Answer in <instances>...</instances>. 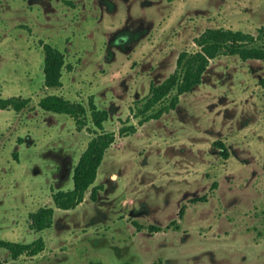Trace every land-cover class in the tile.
Wrapping results in <instances>:
<instances>
[{
	"label": "rangeland",
	"instance_id": "obj_1",
	"mask_svg": "<svg viewBox=\"0 0 264 264\" xmlns=\"http://www.w3.org/2000/svg\"><path fill=\"white\" fill-rule=\"evenodd\" d=\"M106 4L0 0V98L30 99L20 112L0 109V240L45 242L33 257L0 248V264H264V61L220 55L176 108L143 124L133 113L181 52L199 50L206 29L257 34L264 0ZM134 18L151 33L128 50L108 46L115 31L138 26ZM41 42L65 55L59 88L44 85ZM48 95L84 105L87 126L41 109ZM90 100L108 112L115 141L83 201L60 210L53 195L72 189V169L98 132ZM62 146L71 177L55 184L51 150ZM42 207L54 209L53 223L35 231L30 216Z\"/></svg>",
	"mask_w": 264,
	"mask_h": 264
},
{
	"label": "trees",
	"instance_id": "obj_2",
	"mask_svg": "<svg viewBox=\"0 0 264 264\" xmlns=\"http://www.w3.org/2000/svg\"><path fill=\"white\" fill-rule=\"evenodd\" d=\"M199 50L194 53H181L176 71L164 82L154 85L150 94L139 103L133 113L141 117L139 123L143 124L151 119H159L169 109L176 108L181 95L191 91L201 84L210 61L220 55L238 56L241 61H264V25L252 35L240 30L223 28H208L195 39ZM42 43L44 53V85L47 88H59L62 85V70L65 65V55L48 43ZM264 84V80L261 81ZM30 99L10 97L0 98V109H9L20 112L28 106ZM38 106L47 112L65 114L71 117L78 130L85 128L89 122L87 109L81 103L70 102L59 95H48L40 99ZM137 110V113H136ZM91 125L97 129L81 154L77 164L72 169V189L57 191L53 195L55 206L60 210L76 208L84 199L86 191L95 182L98 168L109 146L115 141V134L104 129L108 112L100 110L92 100L89 104ZM135 131V126L122 127L120 134H129ZM216 145L221 143L217 141ZM221 154L227 156V150L222 149ZM16 155V154H14ZM92 198L97 199V188H93ZM194 199L193 201H196ZM200 200H205L201 197ZM184 207L180 209L182 215ZM54 209L42 207L30 216V227L35 231L50 228L53 223ZM151 230H159L151 227ZM0 248L10 252L13 259L21 255L36 256L45 248L44 240L39 237L31 243H18L0 240Z\"/></svg>",
	"mask_w": 264,
	"mask_h": 264
},
{
	"label": "flooded vegetation",
	"instance_id": "obj_3",
	"mask_svg": "<svg viewBox=\"0 0 264 264\" xmlns=\"http://www.w3.org/2000/svg\"><path fill=\"white\" fill-rule=\"evenodd\" d=\"M123 1L126 3V0H123ZM112 3L113 4L110 6H108L106 4V7L109 9V11L115 10L117 8V0H112ZM128 17L129 18L127 20L129 21L130 16H128ZM135 20L138 21V26L135 29H132L130 24L124 25L123 28H120L113 33V35L110 38V41L108 43V46H111V44H113L117 49H125L128 45H130L134 42H137L138 40L142 39V37H145L146 35H149V33H151V31H152L151 28L153 27L152 25L148 24V25H146L147 28L144 29V27L142 25L143 21L140 18H134V22H135ZM143 20H145V19H143ZM127 48H130V47L128 46ZM183 52H181V53H183ZM181 53L178 55V58L176 60V66H175L174 71H172L159 84L164 82L167 78H169L176 71L178 59H179ZM141 82L142 81L140 80V83ZM154 85H158V84H152V86H154ZM152 86L149 89V94L151 92ZM134 92H137V90H135ZM138 101H141V100H136L135 102H138ZM63 152H66L64 146H62L61 149H58V151L51 150L52 156H50V158L52 159V161L55 164V169L53 170V173H52L53 177L56 179L55 184L61 183L65 179H67L68 177H71L72 159H70V162H69V158L67 157L68 152L67 153H63ZM51 180H52V178H51ZM51 180H50V184H51ZM71 180H72V178H71Z\"/></svg>",
	"mask_w": 264,
	"mask_h": 264
}]
</instances>
